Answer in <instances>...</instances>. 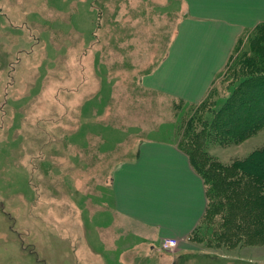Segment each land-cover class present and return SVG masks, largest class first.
<instances>
[{
	"label": "rangeland",
	"instance_id": "obj_1",
	"mask_svg": "<svg viewBox=\"0 0 264 264\" xmlns=\"http://www.w3.org/2000/svg\"><path fill=\"white\" fill-rule=\"evenodd\" d=\"M183 14L182 0H0V264H264V235L228 242L221 213L167 250L128 236L120 217L101 222L112 173L138 143L178 144L243 78L224 68L205 107L144 85ZM208 147L224 163L245 158L264 148V126Z\"/></svg>",
	"mask_w": 264,
	"mask_h": 264
},
{
	"label": "crops",
	"instance_id": "obj_2",
	"mask_svg": "<svg viewBox=\"0 0 264 264\" xmlns=\"http://www.w3.org/2000/svg\"><path fill=\"white\" fill-rule=\"evenodd\" d=\"M182 8L174 38L143 83L176 99L199 102L227 65L238 38L264 22V0H182ZM206 207L205 182L190 156L175 142L147 139L114 169L101 222L112 225L120 217L123 227L133 228L128 236L143 234L152 249L162 248L164 238L185 242Z\"/></svg>",
	"mask_w": 264,
	"mask_h": 264
},
{
	"label": "trees",
	"instance_id": "obj_3",
	"mask_svg": "<svg viewBox=\"0 0 264 264\" xmlns=\"http://www.w3.org/2000/svg\"><path fill=\"white\" fill-rule=\"evenodd\" d=\"M245 43L250 47L244 48ZM225 68L220 78L228 75L230 79L235 72V77L241 73L242 80L213 112L211 122L205 117L203 123L194 115L189 118L178 146L190 156L206 186V211L191 236L212 213H221L225 218L218 235L228 242L234 236L249 242L264 235V148L224 163L209 155L208 146L242 142L264 126V22L238 38ZM208 97L200 107L206 106Z\"/></svg>",
	"mask_w": 264,
	"mask_h": 264
},
{
	"label": "built area",
	"instance_id": "obj_4",
	"mask_svg": "<svg viewBox=\"0 0 264 264\" xmlns=\"http://www.w3.org/2000/svg\"><path fill=\"white\" fill-rule=\"evenodd\" d=\"M180 242H181V240L177 239V238H164L162 240L161 247L164 250L172 249V248H175L176 246H178Z\"/></svg>",
	"mask_w": 264,
	"mask_h": 264
}]
</instances>
